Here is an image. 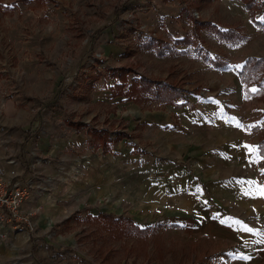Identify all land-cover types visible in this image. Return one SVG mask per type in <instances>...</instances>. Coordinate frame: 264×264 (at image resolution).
<instances>
[{"label":"rangeland","instance_id":"1","mask_svg":"<svg viewBox=\"0 0 264 264\" xmlns=\"http://www.w3.org/2000/svg\"><path fill=\"white\" fill-rule=\"evenodd\" d=\"M259 146L264 0H0V264H264Z\"/></svg>","mask_w":264,"mask_h":264},{"label":"built area","instance_id":"2","mask_svg":"<svg viewBox=\"0 0 264 264\" xmlns=\"http://www.w3.org/2000/svg\"><path fill=\"white\" fill-rule=\"evenodd\" d=\"M10 163L16 164L15 160ZM27 176L21 177L15 168L6 169L0 162V236L4 227L16 230L23 228L34 233L36 222L34 210H24L23 205L29 199V187L37 179L36 164L30 166Z\"/></svg>","mask_w":264,"mask_h":264},{"label":"snow or ice","instance_id":"3","mask_svg":"<svg viewBox=\"0 0 264 264\" xmlns=\"http://www.w3.org/2000/svg\"><path fill=\"white\" fill-rule=\"evenodd\" d=\"M251 91H256V89H252ZM249 149V151H255L256 149L253 148V146H245ZM260 150L264 151V146H259ZM258 194L261 195V196H264V187H261L259 190H258Z\"/></svg>","mask_w":264,"mask_h":264},{"label":"trees","instance_id":"4","mask_svg":"<svg viewBox=\"0 0 264 264\" xmlns=\"http://www.w3.org/2000/svg\"><path fill=\"white\" fill-rule=\"evenodd\" d=\"M154 93H155V92H154ZM133 227L135 228L136 226H133ZM141 230H145V229H140V228H139V231H141Z\"/></svg>","mask_w":264,"mask_h":264}]
</instances>
